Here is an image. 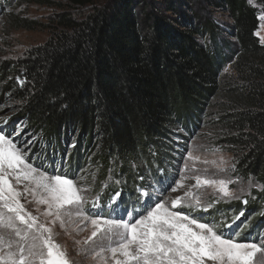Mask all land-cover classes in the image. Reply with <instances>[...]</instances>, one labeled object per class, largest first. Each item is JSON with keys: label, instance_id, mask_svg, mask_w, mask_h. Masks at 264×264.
Returning <instances> with one entry per match:
<instances>
[{"label": "trees", "instance_id": "trees-1", "mask_svg": "<svg viewBox=\"0 0 264 264\" xmlns=\"http://www.w3.org/2000/svg\"><path fill=\"white\" fill-rule=\"evenodd\" d=\"M30 4L61 12L48 25L9 14L10 30L42 27L51 36L0 66V100L20 104L49 165L68 152L70 169L88 161L101 183L110 172L120 181L109 182L105 198L120 191L139 205L134 194L153 188L147 180L168 177L162 156L177 153L180 131L211 119L219 147L238 156V173L264 185V44L256 35L264 0H0V13ZM84 8L89 14L76 17ZM233 204L214 206V220L246 212L251 223L239 239H247L264 195Z\"/></svg>", "mask_w": 264, "mask_h": 264}, {"label": "snow or ice", "instance_id": "snow-or-ice-1", "mask_svg": "<svg viewBox=\"0 0 264 264\" xmlns=\"http://www.w3.org/2000/svg\"><path fill=\"white\" fill-rule=\"evenodd\" d=\"M258 19L264 21V15ZM0 122L7 124L8 118ZM19 135L0 126V264H76L58 241L57 227L73 237L78 254L96 264H264V235L239 242L240 231L233 230L243 211L231 222L195 215L261 187L249 179L247 187L231 189L238 181L226 174L235 164L217 156L220 149L192 144L182 157L179 179H161L151 193L141 188L139 209L125 207L120 214V191L102 204L109 183L93 194L96 173L89 180L86 169H70L66 158L48 165L29 155L32 141H20ZM205 151L215 158L202 155ZM84 232L89 234L75 238Z\"/></svg>", "mask_w": 264, "mask_h": 264}, {"label": "rangeland", "instance_id": "rangeland-1", "mask_svg": "<svg viewBox=\"0 0 264 264\" xmlns=\"http://www.w3.org/2000/svg\"><path fill=\"white\" fill-rule=\"evenodd\" d=\"M59 12H61L59 8L48 7L46 5L30 4V5H26L23 7H18L17 9H16V7L11 8L10 6L5 5V7L2 8V12L0 13V66H3V64L8 62V61L16 60L18 58L23 57L24 54L29 49L45 44L51 36V32L49 31V29L48 30L42 29V27H39L38 29L32 30V31L23 30V29H21V30H10L7 26V18H9L8 17L9 14L22 15L23 17H26L30 20L39 21V22H41V24L48 25L50 18L53 17L54 14H57ZM87 14H89L88 8H84V9H81V10L76 12V15H77L76 17L83 18V17L87 16ZM221 22L222 23L228 22V18L226 16L222 17ZM257 32H259V35H257V34L256 35L260 39L261 43L264 44V21H260L259 30ZM19 114H20V104L18 102H15L9 98L4 99V100H0V117L8 118V123L3 124L2 122H0V126H2L5 129V131H8V132H11L13 129H16L17 131H19L20 135H19V137H17V139H19L20 141L27 142V141L31 140L32 143L29 144V148L31 149L29 155L30 156H37L39 158L44 159V157H45L44 152H43V146L44 145L42 143L41 137L38 134L34 133V131H32L28 128L27 123L23 120L22 117H19ZM212 124H214L213 121L211 119H208V120L204 121L201 125H198V126L192 128V131H188V130L186 131L185 129L180 131V134H182L183 138H176L175 139L177 142L180 143V146L175 148L177 153H173V152L168 151V153L170 154L168 157L166 156V153L163 154V156H162L165 160H168V163H166V164H164V166H162L167 171L168 177H165V175H164V178H162V179H166V180H172L173 178L179 179V171H180V168L182 167V164H183L182 157L184 155H186V150L189 146H191L192 144H196V145L204 146L205 150H210V149H215V148L220 149L221 151L217 153V156L223 155L225 157V159H230L231 163L235 164V171L234 172L229 171L226 174V175L230 176L234 181H238V183H234V184L230 185L231 189L237 190L241 186L247 187L249 179L244 178L242 175H240L238 173L239 172L238 168H237V162H238L237 157L238 156H236L232 152H229L228 150H231L230 148L219 147L220 145H218V141H217L216 136H215V129H213V127H211ZM72 147L73 146L71 145L69 147V149H67V150L70 151L72 149ZM201 154L207 155L208 159L215 158L211 155V153L209 151H205L204 153H201ZM63 156H64L63 158H66V160L68 162L69 153L66 152V155L64 154ZM39 158L36 160V163L40 162ZM58 159L59 160L57 162L61 161L60 158H58ZM169 161H170V165L172 164V166H169ZM46 162H48V161H46ZM87 164L88 165H86L85 168H83V169H86L87 171L84 172L83 174L88 176V178L90 180L91 174L96 173V181H95V186H94V191H93V194H95V192H99L101 190V189H98V187L101 183L100 182L101 174L99 173V171L96 168H94L92 166L91 163L89 164L88 161H87ZM81 169L82 168H78L77 170H81ZM251 180L254 183L259 184L261 187L250 189L251 195L245 196L243 198V199H247L248 202L254 201L258 197L259 194L264 195V185L258 181L253 180V179H251ZM111 181H116L115 176L112 172L109 173L106 181H104V182H106V183L110 182L111 183ZM147 182L149 184H151V186H153V188L146 189L150 193L153 192L154 189L160 187V183L158 181L156 182V180L149 179V180H147ZM100 187H101V185H100ZM136 188L138 189V187H136ZM136 191H134V192L136 193ZM139 193H140V190H139ZM176 194L177 193H172L171 195L174 196ZM137 195L138 194H134L135 201L139 202V200H140V204H141L143 198H140V196L137 197ZM132 197H133V194H132L131 198L128 197L127 200L122 201V199H121L120 201H118V205H119L118 207H116L115 205H113L111 207H116V211L118 213L122 214L123 209L125 208V206H123V205H125V201H127V202H130V206H131V208L126 207V208H128L129 211H131L133 208L139 209L140 204L135 205L136 202L133 203V201H131ZM212 198L213 197H211L210 191H209V199H212ZM243 199H241V200H222L221 202L216 203L214 206H217L218 204L221 206L234 205L233 203H237V202L243 203ZM109 200L110 199H107L104 196H102L101 203L102 204H108ZM133 204L135 207L133 206ZM243 205H245V204L243 203ZM214 208L215 207L210 208L207 212H196L195 215L203 216L206 220L212 221L214 218H216V217H214L215 216L214 214L218 212L217 209L213 210ZM105 211H108V209H105ZM243 213H244V215L241 217V219L239 221H237L235 225H233L234 231H240L241 232L244 229L243 225L248 222L247 221L248 219H250L248 217L249 214L245 215L246 212H244V211H243ZM262 214H263V216L260 219V224L257 227L254 226L248 232L249 234H248L247 239H241L240 238L239 242L252 241L255 238H257L258 236L264 235V209L261 212V215ZM233 216L234 215L230 216L229 219H227V220L229 222H231V219ZM125 218H127V217H125ZM250 223L251 222H248V224H250ZM56 231L59 233L58 241L67 248L71 259L74 260L76 262V264H96V262L93 261L90 257H86L82 254H78L77 246L73 243V237L72 236L64 234V232L61 229H59V227H57ZM88 234H89L88 232H84L80 236L75 237V238L76 239H82L84 236H86ZM242 238H244V237H242Z\"/></svg>", "mask_w": 264, "mask_h": 264}]
</instances>
